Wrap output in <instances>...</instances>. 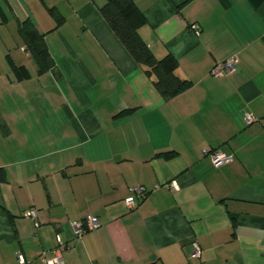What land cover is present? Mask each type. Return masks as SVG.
Segmentation results:
<instances>
[{
  "label": "crops",
  "instance_id": "crops-1",
  "mask_svg": "<svg viewBox=\"0 0 264 264\" xmlns=\"http://www.w3.org/2000/svg\"><path fill=\"white\" fill-rule=\"evenodd\" d=\"M106 1L0 0V264H47L59 238L63 264H264V2L134 0L142 38L192 83L165 100ZM27 19L48 70L26 49ZM232 56L234 72L210 75ZM212 150L234 159L216 166ZM89 215L101 226L77 235Z\"/></svg>",
  "mask_w": 264,
  "mask_h": 264
},
{
  "label": "trees",
  "instance_id": "trees-1",
  "mask_svg": "<svg viewBox=\"0 0 264 264\" xmlns=\"http://www.w3.org/2000/svg\"><path fill=\"white\" fill-rule=\"evenodd\" d=\"M250 1L255 6L264 2ZM101 13L165 100L175 97L191 86L189 80L176 73L179 63L172 53L158 58L142 38L139 29L147 19L134 0H107L101 7ZM21 31L25 37L26 49L38 60L40 71L51 68L54 62L44 34L40 33L29 19L23 21ZM18 76L25 78L28 73L23 69Z\"/></svg>",
  "mask_w": 264,
  "mask_h": 264
},
{
  "label": "built area",
  "instance_id": "built-area-1",
  "mask_svg": "<svg viewBox=\"0 0 264 264\" xmlns=\"http://www.w3.org/2000/svg\"><path fill=\"white\" fill-rule=\"evenodd\" d=\"M191 29L198 34L200 30V26L198 23H193L191 26ZM237 62L238 59L236 56H232L229 59L219 62L215 64L211 71L210 75H212L215 78H220L229 75L230 73L234 72L237 69ZM254 120V116L252 114H248L246 116V122L251 123ZM210 152V157L213 161V163L216 166H220L222 164L231 162L234 157L232 154H225L223 152H220L218 150H212ZM169 186L171 189L178 188V184L176 181H172L169 183ZM143 192V187H140L137 192ZM125 204L128 207V209H133L137 206L138 201L135 197L130 196L125 199ZM25 216L31 217L34 220H38L39 218V211L36 208H31L30 210L26 211L24 213ZM39 223L36 222V225ZM74 229L77 233V235L81 236L85 231L94 230L101 226V223L97 216L95 215H89L84 221L82 222H73ZM67 247V244L64 243L60 238L58 241V245L52 250V255L47 256L46 252H43L41 254V259L46 262L47 264H63V251ZM202 253V248L198 242H194V249L192 252V257H200ZM27 261L25 257L22 254H18V264H26Z\"/></svg>",
  "mask_w": 264,
  "mask_h": 264
}]
</instances>
